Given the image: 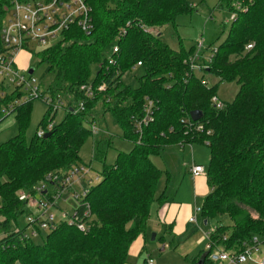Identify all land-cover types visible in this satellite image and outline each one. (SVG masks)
I'll return each mask as SVG.
<instances>
[{"label": "trees", "instance_id": "16d2710c", "mask_svg": "<svg viewBox=\"0 0 264 264\" xmlns=\"http://www.w3.org/2000/svg\"><path fill=\"white\" fill-rule=\"evenodd\" d=\"M222 1L235 18L204 73L239 85L234 101L223 109L213 103L218 86H210L191 69L194 48L175 50L162 39L164 29L193 12L188 0H86L92 9V33L73 27L61 41L35 54L37 65L49 68L45 92L61 100L68 97L70 108L83 101L87 110L74 113L69 108L50 138L37 133L32 142L24 132L33 102L15 110L18 134L0 144V264H129L131 247L146 232L154 209L171 203L166 193L157 196L164 171L152 157L175 145L205 144L210 149L211 191L202 215L206 221L230 222L215 228L214 244L241 251L254 237L264 239V0ZM11 5V0H0V31ZM116 45L117 64L111 65ZM138 63L144 74L134 88L122 77ZM94 66L98 71L92 78ZM89 82L106 83L107 89L87 99L81 87ZM146 98L155 103L154 120L139 135L135 126ZM49 108L45 129L54 120ZM193 111L202 112V119L193 121ZM102 113L113 116L122 138L134 146L107 165L113 137L102 132L94 139L93 158L104 163V170L85 200L93 213L88 230L80 232L62 221L43 244L21 240L17 219L26 203L19 201V193L36 195L49 176H66L81 166L82 148L93 135L89 125H96ZM84 210L80 203L77 216ZM208 259L205 253L193 264H213Z\"/></svg>", "mask_w": 264, "mask_h": 264}, {"label": "rangeland", "instance_id": "374dc122", "mask_svg": "<svg viewBox=\"0 0 264 264\" xmlns=\"http://www.w3.org/2000/svg\"><path fill=\"white\" fill-rule=\"evenodd\" d=\"M194 6L193 12L178 17L176 24L171 25L162 31V39L178 50L184 47L186 50L194 48L191 57H195L199 51L197 42L204 40V49L198 54L196 63H203L204 56H209L213 48L223 43L229 33L233 13L229 10L228 3L222 0H188ZM46 47L30 43L27 50H22L16 58V65L28 76L30 69L34 68L33 76L46 87L50 81L49 68L47 65H37L36 53L43 51ZM93 77H95L98 68H92ZM144 74L142 68H135L126 72L122 81L134 88L140 84L139 79ZM198 76H203L210 86H218L217 97L225 105L232 103L239 91L237 82H221L219 78L211 74H205L196 71ZM59 109L54 112V127L63 121L66 115L64 106L69 104V98L65 97L61 101ZM96 107V106H95ZM100 109V106L97 107ZM49 105L41 99H36L32 104L30 123L24 132V136L28 142H32L38 132L43 129V121L50 112ZM17 112L14 111L5 117L0 114V144L18 134V122L16 118ZM99 134H93L82 148L81 157L82 164L87 168H91L88 175L82 176L74 182L72 189L67 191L57 201L55 208L56 220H65L75 215L76 209L79 207V201L76 195L83 194L86 190L96 186L98 179L102 178L104 163L94 160L93 148L94 139L101 136L104 132L105 136H112V146L108 149L106 164H113L119 152H130L133 149L132 141L122 138L123 130L114 123L111 114L103 113L96 122ZM91 128V126L89 125ZM154 163L164 171V175L158 183L157 196L166 193L176 199L182 208L180 211L178 226L173 232L169 230V226L163 222L151 220L147 224L146 232L135 243L129 253V264H148L150 260L153 264H193L196 259L207 253L208 239L204 233L213 231L218 225H229L228 220H210L205 225L202 211L196 213V209L202 210L205 197H198L197 206L195 207L194 185L193 179L189 175H185V171L194 164L200 163L208 171L210 167L211 154L210 149L205 144H193L185 146H168L165 147L159 155L152 157ZM207 178V175L205 176ZM190 203L193 206L192 216L197 215L199 218L198 227L196 224L187 225L184 220L186 210L189 211ZM33 208L27 206L24 212L18 217L17 225L20 230H26L27 219L31 217ZM185 224V226H184ZM47 232H43L41 236L34 238L36 244H43L44 237ZM3 234L0 232V237ZM141 245L140 250L138 249ZM209 261V259H208ZM210 262V261H209ZM210 264V263H209Z\"/></svg>", "mask_w": 264, "mask_h": 264}, {"label": "built area", "instance_id": "2783aa9c", "mask_svg": "<svg viewBox=\"0 0 264 264\" xmlns=\"http://www.w3.org/2000/svg\"><path fill=\"white\" fill-rule=\"evenodd\" d=\"M11 8L2 25L0 31V40L2 48L0 51V114L4 117L14 112L18 107L41 99L48 105H51L53 111L59 109V105L63 104L61 99L54 98L45 92V87L33 76L27 75L16 65V57L22 50H27L30 43H35L44 47H50L61 41L64 35L73 27L79 28L81 31L90 35L93 31L92 9L86 0H46L40 2L21 3L18 0H11ZM235 15H233V19ZM232 19V20H233ZM199 51L195 57L190 58L191 69L196 72L204 73L209 68L208 63L212 60L217 52L216 47L212 49L209 56H204L203 63L197 64L196 59L200 52L204 51V40L197 42ZM253 45L247 47L251 50ZM119 47L116 45L110 56V64H117V54ZM142 67V63H138L135 68ZM107 84L102 83L96 86L93 82H89L81 87V92L87 99H94L97 93L104 92ZM213 103L218 109H223L224 104L218 97L213 98ZM64 105V104H63ZM155 103L152 99L146 98L143 117L137 121L135 131L142 135L143 130L153 120ZM66 111L70 108L69 104L64 106ZM74 113L86 112L85 102H80L75 108ZM54 128L51 122L47 129L43 128L38 132V137L43 138ZM93 134H99L96 125L91 126ZM91 168L83 165L74 168L66 176L48 177V181L40 184L36 188V195L28 192L19 193V201L26 203V207L33 208L31 217L27 219V228L20 233L21 240L36 238L43 232H52L58 228L62 221H66L68 225L76 227L80 232H86L93 220V213L90 205L85 202L89 190L83 194L76 195V199L85 205L84 213L81 217L76 212L73 217L65 220H56L54 213L57 208V201L67 191L73 188L74 182L82 176L88 175ZM82 175V176H80ZM190 175L193 179L200 176H206L205 167L193 164L190 168ZM99 180V179H98ZM200 209H196V213H200ZM191 224L201 226L198 216L190 218ZM19 231V229H17ZM204 233L208 239L207 253L209 260L213 264H264V239L254 237L251 243L245 245L241 251L227 250L224 247L217 246L212 240L214 233ZM148 264H153L150 260Z\"/></svg>", "mask_w": 264, "mask_h": 264}, {"label": "crops", "instance_id": "0c3cea01", "mask_svg": "<svg viewBox=\"0 0 264 264\" xmlns=\"http://www.w3.org/2000/svg\"><path fill=\"white\" fill-rule=\"evenodd\" d=\"M193 162H194V164L202 165L200 163H196L195 161H193ZM191 166L185 171L184 174L189 175L192 178V176L190 175ZM193 185H194V196H195V207H196L198 197L203 196L206 198V196L210 193L211 189L208 185L207 178L205 176H200V177H197L196 179H193ZM168 197H169V200L171 201V203L166 205L164 208L160 209L159 211L157 209H154V215L149 220V222L151 220H155L158 222H163L168 226L172 225V231L171 232H173L175 226L176 227L178 226L177 221H179V216H180L179 210L182 208V206L178 202H176L175 198L171 199V197L169 195H168ZM193 210H194V208L190 203L189 211L188 210L184 211L185 215H186V217H184V220L188 218L185 221V223H187V225H192L189 222V220H190V218L195 217V216H192ZM198 221H199V218H198ZM184 226H185V224H184ZM0 238H2V236ZM139 240H140V238L135 243H137ZM135 243L133 244V246L135 245ZM138 246H139L138 249L140 250L141 245H138Z\"/></svg>", "mask_w": 264, "mask_h": 264}, {"label": "water", "instance_id": "95a60500", "mask_svg": "<svg viewBox=\"0 0 264 264\" xmlns=\"http://www.w3.org/2000/svg\"><path fill=\"white\" fill-rule=\"evenodd\" d=\"M33 73H34V68L30 69V74L32 75ZM71 111H74V110L71 109ZM202 117H203V114L200 111H193L191 113V118L193 121H199L202 119ZM51 136H52V132H49L44 136V138L47 139V138H50ZM207 223L208 221H205V225H207Z\"/></svg>", "mask_w": 264, "mask_h": 264}]
</instances>
